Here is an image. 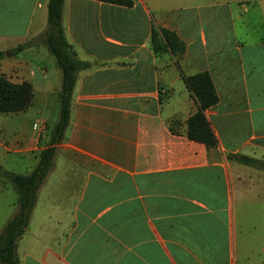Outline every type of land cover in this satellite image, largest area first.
Returning <instances> with one entry per match:
<instances>
[{
	"label": "crops",
	"instance_id": "1",
	"mask_svg": "<svg viewBox=\"0 0 264 264\" xmlns=\"http://www.w3.org/2000/svg\"><path fill=\"white\" fill-rule=\"evenodd\" d=\"M47 1L0 0V75L30 82L45 113H0V154L32 169L62 73L44 44L9 49L42 31ZM62 27L87 65L17 264H264V170L229 158L264 161V0H63ZM160 27L181 50L154 49ZM200 71L218 94L212 148L186 133L198 105L184 76ZM17 209L0 202V231Z\"/></svg>",
	"mask_w": 264,
	"mask_h": 264
},
{
	"label": "trees",
	"instance_id": "2",
	"mask_svg": "<svg viewBox=\"0 0 264 264\" xmlns=\"http://www.w3.org/2000/svg\"><path fill=\"white\" fill-rule=\"evenodd\" d=\"M104 3L130 7L133 0H97ZM63 0H48L46 24L38 34L9 49L10 54L19 53L29 47L44 44L55 57L62 73L61 88L58 93V118L55 122L46 146L38 154L35 167L28 173L21 174L5 171L3 176L17 193V212L5 223L0 231V264H17V241L24 233L35 205L38 189L53 166L57 145L64 140V133L70 119V102L76 74L86 67V63L76 59L67 42L62 27ZM154 49L171 51L181 50L182 42L174 31L166 28H153L151 34ZM163 44H158L159 40ZM4 52L0 51V58ZM184 82L198 109L186 121L187 137L200 142L208 148L215 147L217 140L212 132L204 111L218 102V94L207 71H200L184 76ZM32 84L26 80L12 82L5 75H0V113H17L26 110L32 103ZM234 161L264 170V161L242 154H230Z\"/></svg>",
	"mask_w": 264,
	"mask_h": 264
},
{
	"label": "rangeland",
	"instance_id": "3",
	"mask_svg": "<svg viewBox=\"0 0 264 264\" xmlns=\"http://www.w3.org/2000/svg\"><path fill=\"white\" fill-rule=\"evenodd\" d=\"M38 105L39 103L37 101H34L32 103V106L29 109V112L34 110L35 116L34 117H41V115H45L44 111L40 114H38ZM57 106V107H56ZM48 114V127H47V133L50 137L52 128L56 122L57 114H58V100L57 104H55V108H49L47 110ZM2 115V114H1ZM11 116V115H8ZM32 117V116H30ZM34 157H28L25 161L20 158V155L17 153H4L0 154V167H5L6 170L13 169L17 173L25 174L28 173L33 165H34ZM57 163V162H56ZM1 168L0 172V202H2L4 205L9 204L10 206H13V204L16 202L17 193L14 190L13 186L5 179L3 176V173L5 172ZM41 200V199H39Z\"/></svg>",
	"mask_w": 264,
	"mask_h": 264
},
{
	"label": "built area",
	"instance_id": "4",
	"mask_svg": "<svg viewBox=\"0 0 264 264\" xmlns=\"http://www.w3.org/2000/svg\"><path fill=\"white\" fill-rule=\"evenodd\" d=\"M44 130V126H42L41 128H40V132H42Z\"/></svg>",
	"mask_w": 264,
	"mask_h": 264
},
{
	"label": "water",
	"instance_id": "5",
	"mask_svg": "<svg viewBox=\"0 0 264 264\" xmlns=\"http://www.w3.org/2000/svg\"><path fill=\"white\" fill-rule=\"evenodd\" d=\"M0 172H1V167H0Z\"/></svg>",
	"mask_w": 264,
	"mask_h": 264
}]
</instances>
